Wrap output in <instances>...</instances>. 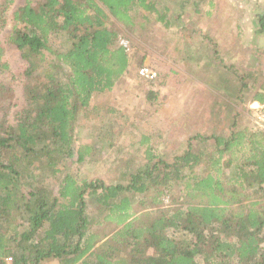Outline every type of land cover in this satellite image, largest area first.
Wrapping results in <instances>:
<instances>
[{
	"label": "trees",
	"instance_id": "trees-1",
	"mask_svg": "<svg viewBox=\"0 0 264 264\" xmlns=\"http://www.w3.org/2000/svg\"><path fill=\"white\" fill-rule=\"evenodd\" d=\"M14 3L0 0V32L12 20L5 41L26 67L18 102L0 41V264H264L262 127L235 121L229 134L194 133L170 159L149 146L144 163L120 158L109 180L74 171L115 144L116 124L95 129L99 142L77 144L80 118L101 109L94 98L136 61L139 75L144 58L132 44L143 47L151 23L172 26L168 1L26 0L11 12ZM259 4L251 22L261 43ZM223 68L230 83L231 66ZM160 71L137 77L149 109L164 84ZM261 73L244 70L236 93L264 104ZM103 109L120 116L111 104Z\"/></svg>",
	"mask_w": 264,
	"mask_h": 264
},
{
	"label": "rangeland",
	"instance_id": "rangeland-1",
	"mask_svg": "<svg viewBox=\"0 0 264 264\" xmlns=\"http://www.w3.org/2000/svg\"><path fill=\"white\" fill-rule=\"evenodd\" d=\"M25 1L15 0L11 12ZM167 1L173 10L172 26L166 28L160 22L151 23L139 38L143 47L132 44V51L140 54L139 60L144 58L143 66H149L156 71L159 69L162 73L163 70L167 71L166 75L161 77L164 84L155 86L159 92L157 102L155 101L156 104L149 109V102L144 99L148 87L138 84L137 80L140 76L136 72L138 61L133 63L130 72L114 89L94 98L93 105L101 109H93L87 117L80 118L77 144L91 145L99 142L100 139L95 137L97 127H104L106 130L110 125L116 124L121 127V131H118L119 134L115 133L117 139L112 147L109 146V149L95 154L92 160L75 165L74 171H78L85 178L109 180L119 173V167L116 165L120 158L144 163V151L149 146L163 158L170 159L186 148L188 138L194 133L207 136L213 132L229 134L232 127L238 129L234 125L235 121L240 126L264 128V104L258 103V107L254 108L251 106V92L245 90L246 94L236 93V88L239 89L241 85L238 77H243L244 70L257 74L262 71L260 75L264 74V40L260 39V43L259 39H253L251 22L253 11L261 0H237L242 5L246 4L245 9L236 7L234 0H215L217 2H214V10L210 14L186 9L188 11L182 14L178 21H175L176 11H183L180 9L183 0ZM204 6L208 8L207 3ZM244 19L247 20L243 26L241 21ZM245 25L250 29H243ZM11 26L12 20L0 32V41L4 42L6 47L4 59L9 62L15 74V79L12 80L15 99L20 102L23 93V77L20 72L26 67V62L15 46L5 41ZM194 26L208 29L209 33L193 34L191 30ZM240 26L241 30L238 29ZM208 49L210 53L215 52L217 60H223L226 65H230L233 75L237 77L229 75L230 83L221 82L220 85H224L225 89L217 90L212 87L213 90L209 91L208 85L191 78L201 77L203 72V68L192 65L193 55L197 52L204 55ZM218 68L220 73L223 70L225 72L221 63ZM213 78L218 77L213 75ZM246 79L250 83L255 80L253 76ZM214 92L216 96L211 94ZM106 104L118 108L116 110L120 112V116L115 118L107 109H103Z\"/></svg>",
	"mask_w": 264,
	"mask_h": 264
},
{
	"label": "crops",
	"instance_id": "crops-1",
	"mask_svg": "<svg viewBox=\"0 0 264 264\" xmlns=\"http://www.w3.org/2000/svg\"><path fill=\"white\" fill-rule=\"evenodd\" d=\"M184 1H185L184 4L180 5V9H182L183 11H180L179 13H177V11H176L177 15L175 17V21L180 20V19L177 18V16H179V18H180L182 14H184V13H186V11H188L186 9L193 10V12H196V13L205 12L206 14H210L212 12V10H214V8H213L214 7V2H217L218 0L217 1H215V0H184ZM234 1H235V4H236V7L239 6L240 9H243V8H241V5H242L240 3V2H242L241 0H240V2H238L237 0H234ZM205 3H207L208 8H205V6H204ZM215 9H216V7H215ZM241 28H242V26L238 27L239 30H241ZM245 28L246 27H243V29H245ZM246 30H247V28H246ZM191 31L193 32V34L194 33H203V34L209 33L208 29H200V28H198L196 26L192 27ZM202 50H203V48H202ZM214 53H210L209 49L204 55H201V52L200 53L197 52L196 55H193L194 56V60L192 61V65L198 66L200 68H203V70H202L203 72H202L201 77H199L196 74L198 77L191 76V78L193 79V81H201V82H203V84L205 83L204 85H208L209 91L213 90L212 87H216L215 89H217V90L220 89V88L225 89L224 85H220L221 82L225 81L224 80V74L222 72L220 73V70L218 68L220 63L222 64V67L225 65V63H224L223 60H220V59L217 60ZM207 56H209L208 59H207ZM199 57H202V58L200 59ZM210 69H211V72H210ZM158 71H159V69H158ZM162 75H165V74L162 73ZM213 75L215 77H218V78H213ZM123 78H125V77H123ZM120 81H118L117 84L120 83ZM233 83H235V81ZM209 86L211 88H209ZM234 88H236V87H234ZM209 91L207 90V92H209ZM211 94L216 96L215 92L211 93ZM43 264H47V263L45 262ZM52 264H55V262H52Z\"/></svg>",
	"mask_w": 264,
	"mask_h": 264
},
{
	"label": "built area",
	"instance_id": "built-area-1",
	"mask_svg": "<svg viewBox=\"0 0 264 264\" xmlns=\"http://www.w3.org/2000/svg\"><path fill=\"white\" fill-rule=\"evenodd\" d=\"M121 43L127 50H130L129 41L123 39ZM139 75L145 79L153 80L157 77V71L149 66H142L139 69ZM262 109H264V107H262ZM262 117L264 121V113H262ZM8 260L10 261L11 258H9Z\"/></svg>",
	"mask_w": 264,
	"mask_h": 264
},
{
	"label": "bare ground",
	"instance_id": "bare-ground-1",
	"mask_svg": "<svg viewBox=\"0 0 264 264\" xmlns=\"http://www.w3.org/2000/svg\"><path fill=\"white\" fill-rule=\"evenodd\" d=\"M251 106L254 107V108L258 107V102L257 101H252L251 102Z\"/></svg>",
	"mask_w": 264,
	"mask_h": 264
}]
</instances>
